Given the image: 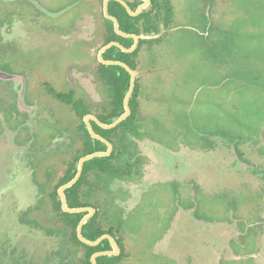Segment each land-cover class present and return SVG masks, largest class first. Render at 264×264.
<instances>
[{
    "label": "flooded vegetation",
    "instance_id": "1",
    "mask_svg": "<svg viewBox=\"0 0 264 264\" xmlns=\"http://www.w3.org/2000/svg\"><path fill=\"white\" fill-rule=\"evenodd\" d=\"M111 1H108V10ZM129 1L135 2L136 0ZM104 2L105 0H0V154H2L1 152L6 155L8 152L12 154L16 168V172H13L12 176L15 179L17 173L20 172L19 170L24 169L29 175L34 190V196L28 200L33 202L20 211L16 231L10 230L11 234L16 235L17 238L24 237L25 240L20 242L18 239L17 244L12 243L8 255L16 252L14 247H20L23 244L25 249L28 250L30 246L34 247L39 241L52 238L55 244L47 253L48 264H79L82 252L69 242L67 226L55 211L52 201H61L63 209V200L59 194V189L70 180L58 185L57 188L56 186L66 173L67 163L83 143V136L79 129L81 122L85 123L89 131L86 121L88 119L95 130V124L102 126L93 117L110 124L125 112L124 104V111L112 122H105L101 118V116L108 114L112 96L110 86L100 77V64L107 66L119 64L105 63L100 59L99 54L101 49L113 41L124 45L118 40L106 41L109 32L107 19L113 22L115 32L119 33L115 29L114 21L105 15ZM143 2L144 0H139L135 8L128 4L133 10H136ZM121 4L124 6L123 3ZM150 4L143 8L141 13ZM220 4L221 0H217L210 8L208 6L204 15L199 14L196 21L192 20L196 23L195 26L184 25L185 29L190 28L195 32V35L191 33L183 42L186 49L182 51H185L186 60L189 59L188 62L180 59L169 63L168 60L156 53L166 44L167 34L183 27L177 24L178 11L175 5L172 27L163 30L158 35L145 34L143 20H141V32L139 34L135 33L140 35L135 50L139 48L140 41L143 38H154L163 33H166V35L159 42H155L153 45H144L140 48L138 55L135 57L137 69L121 59L104 56L108 49L116 45L108 47L102 53L105 60L127 63L136 73V82L137 77H139L141 95L138 103V125L135 133L125 135V141L123 135L126 149L122 152L120 158L123 167L121 175L113 177L108 174L97 173L95 170L91 172L90 184L84 190L86 191L87 201L99 202L100 208L93 204L78 207H93L95 209L88 220L100 212L101 217L106 222L122 225L123 246L113 234L109 232L102 234H110L120 248L118 254L106 255L119 256L122 253L125 254V259L121 264H193L195 259L193 256L186 257L184 261L183 257L175 253L171 246L176 234L181 231V224L179 223L185 219L182 218L183 214L197 222L195 235L202 236L205 232L211 234L209 241L206 240L205 242L204 237L200 240L201 243L203 242L204 247L199 253L201 264H264L262 261L264 256V192H259L261 189H256V186L255 188L250 187L246 182V196L256 198L261 193L262 201H244L241 207L238 205L239 209L237 205L229 203L225 211L219 209L218 214L214 213V215L213 208L208 209L207 201H221L228 196L234 199L238 197L237 193L212 191L204 179L196 184H193V181L186 180V176L190 172H187L188 169L184 164L182 165V162H178L177 155L179 154L164 156L169 160L168 164L166 163L167 160H162L166 166L162 165L160 169L157 166L151 168L155 163L154 159L151 158L150 154L145 153V150L141 149V146L145 148L152 139L156 142V147L164 148L168 142L165 141L166 138L161 140L160 134H178L174 130V117L177 116L175 110L169 107L161 109L156 107V110L153 111L152 109H145L143 101L146 90L145 82L149 78L152 79L151 76L160 75L161 71L165 69L172 73V77H175L173 73L175 70L181 69L185 64L190 67V62L192 63L194 60V62L201 65L200 77L207 80L220 72V77L223 79L218 84H204L202 87L224 89L228 78L237 79L238 77L240 79L242 72L246 70H249L250 73L253 72L252 67L249 65L246 69L244 63V60L248 59V64H251L249 59H253L254 55L252 48H249V51L245 54L247 57L243 58L244 60L241 59L240 53L238 55L235 53L234 47L229 55L219 56L221 53L220 46L225 44H223V39L220 37L221 26L214 23L224 14V9L218 6ZM194 11L195 8H192V12ZM64 14H68L66 17L69 16L66 24L55 20ZM192 17L194 19L195 16ZM96 38L102 39V44L98 48L92 45ZM81 44L88 54V59L66 57V54H70ZM134 44L135 39L130 47L124 46L131 48ZM208 46L217 47V53L213 56H216V65L210 63L207 53L200 54L199 50L194 49V47ZM135 50L127 53H132ZM225 57H227V60ZM106 75L108 77L112 76V71L107 72ZM251 76L253 78L263 77L264 68L261 67V70L259 69ZM96 88L100 96L99 99H96L91 93V89L95 90ZM235 92V88L229 90L230 94ZM224 93L225 91L216 93L214 99L209 98L215 104L216 115L212 112L211 114H209L210 112H204L202 118L218 128L221 126L223 129L227 128L231 131L242 128L244 135L239 137V140H234L230 134H225L230 137L227 138L223 136L224 134H220L222 132L211 131L209 133L201 132V137L207 139L206 137L210 135L223 143L224 149L228 150V155L220 154L216 147L213 149H216L219 156L226 161L225 163L231 166L232 174L252 173L261 177L264 182V120L260 118L262 121L255 119L244 124L237 117V110L239 109L237 105L227 106L230 98L226 99ZM66 94H73L74 101H67ZM77 99H82L85 108L89 110L82 116L76 106ZM159 99H162V97L157 98V100ZM159 111H161V114ZM226 111L229 118L225 117ZM64 114L68 115L67 119ZM256 127H258V133L255 132ZM95 132L98 133L96 130ZM98 134L112 144L111 152L104 155L109 156L114 151V144L106 136ZM91 136L98 139L92 134ZM162 137L164 136L162 135ZM101 141L107 145V148L98 151H108V144L103 140ZM179 148L183 149L182 145H179ZM210 154L212 156L214 153L210 152ZM129 163L133 166H126ZM259 165L261 166L259 167ZM78 168L79 161L77 172ZM59 170L61 171L59 172ZM180 170L183 171L179 172ZM82 174L83 171L81 176ZM178 175L183 178L181 180L178 178L173 179ZM165 176L168 177L165 178ZM158 177H161V179L156 180ZM259 177L254 176L256 179H259ZM255 181L257 182V180ZM178 183L182 187L181 193L179 195L172 194L171 186L176 187ZM129 184L135 188H124L125 185ZM187 187H189V191ZM68 188L65 189L67 204L68 195L66 190ZM55 190H57L56 195ZM152 190H158L168 198L164 199V205H155L157 214H153L154 217L146 222L141 231V233L155 231L156 234L148 246L141 250L143 246L138 243V236L135 238L130 235L125 221L137 212L150 213L152 210L153 213V203L157 198L150 197L149 193ZM199 196H201V199ZM148 200L151 201V204H148L150 202ZM200 200L202 203H200ZM124 201H138V203L134 209L129 210L124 204L120 203H124ZM81 212L84 213L83 217L90 213L89 210ZM0 231L3 232L1 229ZM190 237L192 238V235ZM130 238L136 243L134 247L129 245L132 242ZM105 239L109 240L110 248L96 252L116 251L111 240L109 238ZM160 242L167 244L163 246V248H167V254L152 258L150 255L151 249L153 247L162 249ZM158 243L160 247L157 246ZM131 248H136L135 255ZM257 256H262L261 260L259 258L260 261L257 260ZM71 259H73L72 263Z\"/></svg>",
    "mask_w": 264,
    "mask_h": 264
},
{
    "label": "rangeland",
    "instance_id": "2",
    "mask_svg": "<svg viewBox=\"0 0 264 264\" xmlns=\"http://www.w3.org/2000/svg\"><path fill=\"white\" fill-rule=\"evenodd\" d=\"M174 2L178 11L177 24L180 26L182 25L183 27L167 34L166 44L156 52L165 60H168L169 63L174 60H186L185 51H182L186 49L183 42H185L184 39L191 33L195 35V32L190 28L185 29L184 25L191 26L196 24L193 21H196L199 14L204 15L208 6L210 8L217 2V0H174ZM218 6L224 9V14L217 22L214 23L221 26L222 30L220 31V37L223 39V44H226L220 46L221 53L219 56L222 57L224 54L225 56L229 55L234 47L235 53L237 55L240 53L241 59H243L247 57L245 54L249 51V48H252L251 50L254 55L253 59H249L251 64H248V59L243 60L245 61L244 63L247 67L246 69H248L250 65L253 72L250 73L249 70L242 72L240 79L238 77L237 79L228 78L224 89L202 87L204 84H218L223 79L220 77V72L218 75L215 74L207 80L200 77L201 65L198 62H194V60L192 63L190 62V67L185 64V66L181 69L175 70L173 72L175 77H172V73L165 69L164 71H161L160 75H156L155 77L151 76L152 79L149 78V80H146L145 82L146 90L143 96L145 109H152L153 111L156 110V107H160V109L163 107H169L175 110V115L177 116L174 117V130H176L178 134L169 135L161 133L159 136L160 139L164 140L166 138L165 141L168 142L165 144L164 148L156 147V142L153 139L148 142L145 148H142L141 146V149L145 150V153L150 154L151 158H153L156 163H153L154 165H152L151 168L157 166L160 169L162 165L166 166V164L162 161L167 160L164 156L179 154L177 155V158L179 159L178 162H182V165L184 164L186 169H188L187 172H190L187 174L186 180L193 181V184H196L198 181H202V179H204L212 191L217 190L221 193L224 191L225 193L232 191L237 193L238 197L234 199H232L231 196H228L224 197L221 201H207V206L209 207L208 209L213 208V214H218L219 209L225 211L227 204L229 203L232 205H239L241 207V204L244 201L261 202V193L256 198L246 196V182H248L250 187L252 186L255 188L256 186V189H261L259 192H264L263 179H261L258 175H254L252 173L239 175L232 174L233 171H231V166L226 164V161H224L216 151L218 148L220 154L222 153L228 155V150L224 149L222 142L212 138L210 135L206 137L207 139H202L201 137V132L209 133L211 131L222 132L220 134H224L223 136L227 138L230 137L225 134H230L234 140H239V137L244 135L242 128L237 131L227 130V128L223 129L221 126L218 128L213 123L211 124L208 120L205 121L204 118H202L204 112H210L209 114L212 112V114L216 115L215 104H213L209 98L211 99L212 97L214 99L216 93H223V91H225V98H230L227 102V106H232L233 104L237 105V108H239L237 110V117H239L244 124L255 119L261 120L260 118H263L264 120V76L258 78H253L251 76L256 71H259V69L261 70V67L262 69L264 68V0H221V4ZM192 8H195V13L192 12ZM66 15L68 14L59 16L55 20H59L66 24L69 18V16L66 17ZM192 16H195L194 19ZM101 44V38L94 39L92 43L95 48H98ZM214 47H194V49L199 50L198 52H200V54L207 53L210 63L216 65V56H213L217 53V47ZM70 56H72L73 59H77L79 57L88 59V54L85 52L82 44L77 46L70 54H66V57ZM225 59L227 60V57H225ZM188 61L189 59L186 60V62ZM233 88L236 89V94L229 93V90ZM91 93L96 99L100 98L97 88L95 90L91 89ZM159 97H162V99L157 100ZM159 112L161 114V111ZM64 117L67 119L68 115L64 114ZM225 117L229 118L227 111ZM255 132L258 133V127H256ZM162 135L164 137H162ZM179 145H182L183 149L179 148ZM214 147H216V149H213ZM210 152H213L214 154L211 156L212 153L210 154ZM1 153L0 187L2 190L0 191V229L3 230V232L0 231V264H48L47 253L50 251L51 247H54L55 244L52 238H46L39 241L34 247L30 246L28 250L25 249L23 244L20 245V247H14L16 252L8 255L11 248L10 245H12V243L17 244L18 241L21 242L25 240L24 237L17 238L16 235L11 234L10 230L13 232L16 231L20 211L33 202L28 200L34 196V190L30 183L29 175L24 169H20L19 174L17 173V176L14 179L12 176L13 172H16L15 162L13 160L14 157L12 154H9V152L7 155L4 152ZM241 158L242 156L239 159L241 160ZM166 163L168 164L169 160H167ZM260 166L261 165H259V167ZM60 171L61 170H59V172ZM181 171L183 170H180L179 172ZM254 176L256 178L259 177V179L254 178ZM167 177L168 176H165V178ZM177 178L181 180L183 177H179L178 175L173 179ZM159 179H161V177H158L156 180ZM255 180H257V182ZM171 187L172 194L174 193L179 195L181 193L182 187L179 183L176 187ZM124 188L132 189L135 187L129 184L127 186L125 185ZM187 188L189 191V187ZM222 189L224 190L222 191ZM149 195L151 198H157L155 203H153V213L152 210L150 213L137 212L136 214H132V216L128 217L125 221L130 235L135 238L138 236V243L143 246V249L141 250H144V247H147L149 242L156 236L154 233L155 231L150 233H141V231L146 225V222L154 217L153 214H157L155 205H164V199L168 198L158 190H152ZM199 198L201 199V196H199ZM120 203L122 205L124 204V206L129 208V210H132L136 207L138 201H124V203ZM200 203H202L201 200ZM148 204H151V201ZM182 218L185 219L181 220V223H179L181 224V231L176 234L174 241L171 243V246L174 249L173 251L180 254L184 261L186 260V257L193 256L195 258L193 264H201L199 253L204 247L202 245L203 242L201 243L200 240L204 237L205 242L206 240L209 241L211 239V234L205 232L202 236L195 235L197 222L189 218L187 215L184 216V214ZM191 235L192 238L190 237ZM160 243L162 245V249H157L155 247L151 249L154 251H151L150 254L152 258L164 255L165 253L167 254V248H163V246L167 244L162 242ZM134 244L136 245L134 240H132L129 245H133L134 247ZM204 245H206V243H204ZM157 246L160 247L159 243ZM131 249L135 255L136 248ZM262 256H257V260L260 261ZM70 261L72 263L73 259ZM262 261L264 262V256Z\"/></svg>",
    "mask_w": 264,
    "mask_h": 264
},
{
    "label": "trees",
    "instance_id": "3",
    "mask_svg": "<svg viewBox=\"0 0 264 264\" xmlns=\"http://www.w3.org/2000/svg\"><path fill=\"white\" fill-rule=\"evenodd\" d=\"M128 3L135 8L139 0ZM174 2L173 0H152V3L147 9H144L139 16H131L125 6L116 0H112L109 4V11L115 15L119 21L121 29L129 33H140V22L143 20L145 34L158 35L163 30L169 29L173 25L174 21ZM109 24V32L106 41L118 40L125 46L130 47L134 39L132 37H123L117 34L113 27V22L107 19ZM166 33H163L154 38H143L140 41V46L132 53L122 51L119 47L113 46L104 54L107 58L121 59L130 64L134 69H137L135 57L138 55L139 50L144 45H153L155 42H159ZM100 77L106 82L111 89V107L107 115L101 116L105 122H112L124 111V97L130 87L131 76L130 73L121 65L107 66L100 64ZM112 71V76L108 77L107 72ZM141 95L139 77H137L136 87L130 98V105L132 108V114L120 123L117 127L112 129H105L95 124V130L109 138L114 144V151L109 156H98L85 162L84 170L81 178L72 187L66 190L68 195V205L70 207L84 206L93 204L100 208L99 202L87 201L86 191L84 190L90 184L91 172L95 170L97 173L108 174L116 177L122 173V165L120 162L121 154L126 149L125 142H123V135L125 141V135L127 133H135L137 130V119L139 109V97ZM67 101H74L73 94H66ZM77 109L82 116L89 110L85 108V104L82 99L76 100ZM80 131L83 136V143L78 151L71 157L67 163L66 173L59 181L58 185L66 183L71 180L77 172L78 161L81 156L92 153L98 150H105L107 145L99 139H95L91 136L85 123L82 121L80 125ZM131 167L133 164H127ZM57 190H55V195ZM55 211L61 216L68 230L69 242L81 250L82 255L80 257L79 264H93L92 254L98 250L110 248V242L105 239L96 246L89 245L81 241L77 234V226L83 217L84 213H70L65 212L61 207V201H52ZM100 214V215H99ZM122 225L120 223H108L102 217L101 213L88 220L83 226V234L88 239L95 240L103 233L109 232L113 234L117 241L123 246ZM125 259V254L122 253L119 256L101 255L97 258L98 264H121Z\"/></svg>",
    "mask_w": 264,
    "mask_h": 264
},
{
    "label": "water",
    "instance_id": "4",
    "mask_svg": "<svg viewBox=\"0 0 264 264\" xmlns=\"http://www.w3.org/2000/svg\"><path fill=\"white\" fill-rule=\"evenodd\" d=\"M108 1L109 0H105V2H104V11H105L106 17H108V18H110V19H112L114 21L115 29H116V31L119 34H121L123 36H131V37H133L135 39V44L131 48H127L124 45H122L121 43H119L117 41H113V42L109 43L108 45H106L103 49H101L100 54H99L100 55V59L103 62L122 65L131 74L130 87H129V89H128L127 93H126L125 99H124L125 112L123 114H121L115 121H113L110 124H106V123L100 121L98 118L93 117L102 127H104V128H113V127L117 126L119 123H121L124 119H126L131 114L130 97H131V95H132V93H133V91L135 89L136 73L127 63H125L123 61L105 60L102 57V53L104 52L105 49H107L108 47H110L112 45L119 46L122 50H124L126 52H131V51L135 50V48L137 47L140 35L135 34V33H127V32H125V31L120 29L118 18H116L115 16H113V15H111L109 13ZM118 1L123 3L124 6L127 8L128 12L131 15H133V16L139 15L141 13L142 9L146 8L151 2V0H144V2L142 4H140L137 7L136 10H133L126 0H118ZM142 30H143V28H142ZM86 121H87L90 133L94 137L105 141L108 144L109 149H108V151H95V152L89 153V154L81 157V159L79 160V168H78V172H77L76 176L73 179H71L69 182H67L66 184H64L63 186L60 187L59 194L62 197V200H63L62 201V205H63V209L65 211H67V212H81V211H86V210L90 211V213L85 215L83 217V219L80 221V223L78 225V229H77L78 230V236L83 242H85V243H87L89 245H97L105 238H109L111 240L112 245L116 249V251H99V252H96L95 254H93L92 262H93V264H98V262H97V257L98 256L106 255V254H109V255L118 254V251H120V248H119L118 244L116 243V241L114 240V238L110 234H104V235H102L101 237H99L96 240H90L86 236H84V234H83V226L88 221V219L92 216V213L95 212V209L93 207H74V208L73 207H69L68 204H67V201H66V194H65V189L70 187V186H72V185H74L78 181V179L80 178L81 173L83 171L84 163L86 161H88L90 159H93L95 157H98V156L108 155L111 152L112 148H113L112 144L108 140H106L104 137H102L101 135H99L98 133L95 132L92 123L88 119H86Z\"/></svg>",
    "mask_w": 264,
    "mask_h": 264
}]
</instances>
